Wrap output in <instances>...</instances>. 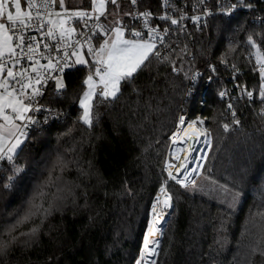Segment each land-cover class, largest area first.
<instances>
[{"label": "trees", "instance_id": "1", "mask_svg": "<svg viewBox=\"0 0 264 264\" xmlns=\"http://www.w3.org/2000/svg\"><path fill=\"white\" fill-rule=\"evenodd\" d=\"M249 35L264 51V21L212 15L194 32L191 58L178 51L153 56L115 98L94 97L91 125L79 120L87 68L65 72V89L50 90L46 99L64 116L33 129L14 160L0 166V240L7 243L0 264H135L151 200L165 181L172 206L156 264H264V99ZM209 58L235 66L255 94L233 103L239 125L228 131L227 105L217 95L221 83H230L227 69L218 67L202 104L200 90L181 104L186 73L202 67L204 82ZM187 108L190 117L206 116L211 142L195 185L185 188L168 180L164 162L168 136ZM15 166L24 170L4 189ZM236 192L241 196L229 207ZM30 203L41 211L8 243V229ZM33 228L34 235H20Z\"/></svg>", "mask_w": 264, "mask_h": 264}, {"label": "snow or ice", "instance_id": "2", "mask_svg": "<svg viewBox=\"0 0 264 264\" xmlns=\"http://www.w3.org/2000/svg\"><path fill=\"white\" fill-rule=\"evenodd\" d=\"M51 0H43L41 7L47 9ZM109 0H92V12L87 11H77L70 14V17L91 18L93 14L99 13L100 15L104 14V9L106 3ZM113 5L117 4V0H110ZM133 4L137 3V0H131ZM203 3V0H200ZM59 6L64 8V0H58ZM167 4V0H165ZM251 7V5H248ZM36 4L34 0H28L29 11L25 12L21 8V0H0V60L5 56L9 57L15 56V49L20 47L24 42L23 30L30 26V22L35 20L41 21V27L45 26V23L48 26V36H53L54 31L59 29L61 31V36L64 35L66 29H64L65 21L61 19V13H51L48 12L47 20L45 21L43 13L39 10L36 12V16L33 17L31 14V9L35 8ZM236 5L232 4L227 8L223 15H230L236 9ZM12 9L15 11L13 12ZM208 13L205 12V15ZM55 15V18H53ZM137 15L144 18L147 22L148 18L152 16L151 10L140 12ZM6 17V20H5ZM99 17H97L98 19ZM183 15L180 19H183ZM162 20H171V24L175 25L179 23L178 19H172L167 15L161 16ZM193 21H198L199 16H193ZM18 25L20 26L18 28ZM98 27H103L98 25ZM147 27V23H145ZM74 31V29L72 30ZM114 33V37L109 41L105 40L99 45V48L94 50L90 47L89 52L92 53L95 57V71L89 70L88 75L83 81V84L87 86L86 90L80 96L79 106L83 109V114L79 117L83 123L91 125L93 122V107L95 104L94 97L101 96L105 99L112 97L115 98L121 90L122 82L128 81L134 77V74L140 70L146 62H148L153 56L159 58L160 53L156 51V40H157V29H149L147 39H125L124 30L122 27H115L111 29ZM168 29H164L165 34ZM134 37H141V33L136 31L133 33ZM15 38V40H14ZM32 39H35L33 37ZM247 42L256 49V58L259 67V75L261 78L260 84V96L264 99V51H261V48L257 46L252 35L248 36ZM160 43H163V37H160ZM47 47V45H44ZM34 51L31 46L29 47V52ZM234 51V49H230ZM75 54V53H74ZM31 58V57H29ZM222 63L226 62L223 58ZM16 63H19L17 60ZM88 63L83 58L78 57L76 64L83 65ZM44 67V66H41ZM49 68H55V65L52 64V61H49ZM70 67L67 63L64 67L60 68V72H64L65 68ZM235 67V66H233ZM215 69H213L214 71ZM5 71V65L3 62H0V73ZM33 72H37L36 68L32 69ZM20 76L19 80H16V84L12 85L9 83L10 79H16L17 76ZM39 76V72H37ZM193 81L195 76L192 77ZM41 82H46L43 77L35 80V84L39 85ZM31 77H27L26 73H16L12 68H7V76L0 77V160L5 157L9 161H13L15 155L18 153V150H22V145L24 141L21 140L22 136H27L28 133L23 130L27 127L28 123H35L28 113L33 111L32 102L37 95H40L39 88L34 86ZM66 84L61 79H56V89L63 90L65 89ZM28 89H31V94L28 93ZM221 97L225 95V92L221 91L219 93ZM246 95L248 97L253 96L252 91H247ZM229 109L232 108V105H228ZM233 116L235 113L233 112ZM17 121H27L23 126L18 124ZM204 121L200 118L191 121L187 125V129L184 130V135L190 139H193L195 143V138L200 136L201 133L197 130L196 125L202 124ZM186 123L184 116L179 118L178 131L173 133L172 140L173 144L177 142V139L180 138L181 128ZM239 123V121H235ZM223 128L225 131L229 130V125L224 124ZM205 142L210 144V133L205 130L203 133ZM5 141L10 142V146L5 144ZM182 151V150H181ZM190 151V150H189ZM189 158L188 155L184 156V161H187ZM177 160L180 157L177 155ZM173 165L166 164V170L168 171V180H173L181 187L187 188L189 183L193 186L196 181L192 179L193 173L199 174L196 169H193L192 172H189L186 163L181 162L179 167L175 168V172L180 175L173 174ZM202 165H197V169L201 168ZM183 169V172H181ZM23 167L15 166L12 171L13 175L9 176L8 182L4 183L2 187L4 189H10L12 187V181L16 178L18 174L23 172ZM167 181H165L160 187V194L156 197L155 202L152 205L151 209V219L148 222L147 230L144 233L143 237V246L141 248L140 256L136 259L135 264H145V257L148 255H155L158 250L159 245V236L162 235L160 228L161 220L164 219V209L171 207V196L167 195L166 188ZM164 197L161 199V197ZM241 196L240 192L233 194V202L229 207L235 205L239 197ZM41 211L40 207L34 203H30L28 209L25 212V215L17 219L14 225H11L8 229V236L10 240L8 243L15 241L17 237L13 235V232L19 225L25 223L37 212ZM45 212L47 210H44ZM259 215L264 216V213H259ZM37 231V228H33L29 233H21V236L24 235H34ZM7 248V243L3 240H0V251H3ZM151 264H156L155 261H152Z\"/></svg>", "mask_w": 264, "mask_h": 264}, {"label": "built area", "instance_id": "3", "mask_svg": "<svg viewBox=\"0 0 264 264\" xmlns=\"http://www.w3.org/2000/svg\"><path fill=\"white\" fill-rule=\"evenodd\" d=\"M43 0H34L36 7L31 9V14L33 17L36 16L37 10L43 13L45 21L47 20L48 12L54 13L57 10H61L58 0H51L49 7L47 9L41 7ZM22 5L27 11L28 0H21ZM232 4L237 7L234 12L230 15H223L222 13L227 10ZM248 5H251L249 7ZM264 8V0H137L136 4H133L131 0H117V4L113 5L110 0L106 3V7L103 10L104 14L100 15L96 13L92 15L91 18H77L70 17V14L64 20V29H66L63 36H61V31L59 29L54 31L53 36H48V26L41 27L40 20H33L30 22V26L23 30L24 42L20 47L15 49L16 55L9 57L5 56L0 60L5 65V69L12 68L16 73H26L27 77H31L33 83L36 79L41 77L46 80V82H41L39 85L34 83V86L39 88L40 95H37L33 102V111L28 113L35 121V123H28L24 131L31 133L33 129L39 128L41 126L47 125L53 121L59 120L64 116V112L58 111L54 106L46 102L47 95L50 90L58 92L56 89V79H61L64 82L63 76L65 72L73 68L76 64L73 59V55L77 51L84 52L88 57V63L86 64L87 74L89 70L95 71V57L89 52L91 47L94 50L98 49L100 42L102 41L105 34H107L111 29L115 27H122L124 30V35L133 39H147L149 29H157V40H156V51L160 53L161 58H169L172 51H178L188 58L193 56V44H194V32L200 29L202 26L206 25L211 16L214 14H222L225 18L234 16L235 14H246L250 21L252 22H262L264 21V14L262 9ZM151 10L152 16L148 18L145 22L144 18L137 15L140 12ZM205 12L208 14L205 15ZM167 15L172 19H178V24H171V20H162L161 16ZM183 15V19L180 17ZM193 16H199L198 21H193ZM97 17H99L97 19ZM111 20L113 24L109 22ZM147 23V27H145ZM102 25L103 27H98ZM20 26L18 25V28ZM168 29L165 34L164 29ZM74 29V31H72ZM139 31L141 37H134L133 33ZM35 37V39H32ZM160 37H163V43H160ZM101 39V41H100ZM15 40V38H14ZM232 41V38L230 39ZM44 45H47L45 47ZM34 49V51L29 52V47ZM250 56L255 60V65L259 70L260 65L257 63L256 49L252 48L249 53ZM31 57V58H29ZM19 63H16V61ZM55 65V68H49V61ZM222 59L213 60L209 58L206 62V70L209 73L206 76L205 81L202 82L204 70L202 67H194L186 73L187 78V88L183 95V100L181 104H186V102L198 94L200 90V103L202 104L205 100V87L210 82L212 76H216L218 72V67H222L230 71V83H221L218 86L217 95L218 98L224 100L228 109V122L226 124L229 127H237L239 123L238 118L233 116V107L229 109L228 105L238 100L239 98L245 97L247 100L254 98L255 94L252 90L248 89L244 83H240L238 76L239 71L235 69L232 64L227 61L222 63ZM70 65V67L65 68L64 72H60L59 69L64 67L65 64ZM44 66V67H41ZM36 68L39 72H33L32 69ZM175 70L179 67L175 66ZM213 69H215L213 71ZM195 76L193 81L192 77ZM18 75L16 79H10L9 83L12 85L16 84V80H19ZM203 87L199 89V86ZM31 94V89L27 90ZM60 91V90H59ZM223 91L225 95L221 97L219 93ZM247 91H252L253 96L250 98L246 95ZM189 108H187L183 113L178 115L184 116L186 120L201 118L206 120V116H201L197 114L194 117L188 115ZM178 118L175 127L178 123ZM27 123V121H18V124L22 126ZM198 125H203L198 124ZM27 135V136H28ZM24 136V137H27ZM169 141L171 144L170 135ZM3 162L11 163L12 161L4 159L0 160V166Z\"/></svg>", "mask_w": 264, "mask_h": 264}, {"label": "bare ground", "instance_id": "4", "mask_svg": "<svg viewBox=\"0 0 264 264\" xmlns=\"http://www.w3.org/2000/svg\"><path fill=\"white\" fill-rule=\"evenodd\" d=\"M179 118H178V123H177L175 129L170 134V139H171L170 152H171V155H172L171 149L173 147H177L174 150V152H173V156H174L176 162L174 161V159L173 160H171V159H166L165 160V166H166V164H172L174 166L173 169H172L174 175H180L179 173H176L175 172V168L176 167H179V164L181 162H185L186 163V166H187L189 172H192L193 169H196L197 168V165H198L197 164V161L200 160V159L201 160H204V158L206 156L207 149H208V148H206V146L207 147L209 146V143H206L205 142V138L203 136V133L205 131V128L202 125L201 126L198 125V124L196 125V128L201 133V135L195 138V143L193 142V139H190V138H188L187 136L184 135V130L187 129L188 123H190L191 121L197 119V118H195V119H188V120H186L185 117L184 118H185L186 123L181 128H179V131H180V134H181L180 135V138H178L177 139V142L175 144H173L172 136H173V133L174 132H177L178 131ZM203 142H204L203 148H206V149H205V151L203 150L204 151V154H201L200 145ZM177 155L180 157L179 160L176 159ZM185 155H188L189 156V158L187 159V161H184V156ZM181 172H183V169H181ZM167 173H168V171H167ZM160 187L161 186L158 187V189H157V191H156V193L153 196V199L151 201L150 210H149L150 211V215H149V218H148V222L152 218L151 217L152 205L155 202L156 197L160 194ZM167 195L171 196V194L168 191V189H167ZM163 198L164 197L162 196L161 199H163ZM171 205H172V200H171ZM170 209H171V207H168V208L164 209V219H162L161 220V223H160L161 231H162V228H163L164 221H165V219H166V217H167ZM147 226H148V223H147ZM147 226H146L145 231L147 230ZM145 231H144V233H145ZM143 237H144V234H143ZM160 238H161V236H159L158 239L160 240ZM142 246H143V238H142L141 248H142ZM140 251H141V249H140ZM155 256H156V254L155 255H148V256H146L145 257V264H151V262L154 260Z\"/></svg>", "mask_w": 264, "mask_h": 264}, {"label": "rangeland", "instance_id": "5", "mask_svg": "<svg viewBox=\"0 0 264 264\" xmlns=\"http://www.w3.org/2000/svg\"><path fill=\"white\" fill-rule=\"evenodd\" d=\"M78 2H79V0H64V8L62 9L61 8V10H57V11H55L53 14H55V13H61V19H63V20H65L66 19V17H68V15L70 14V13H73V12H77V11H82L81 9H80V7L79 6H77V4H78ZM21 8H22V10L23 11H25L26 12V9H25V7H23V5H22V3H21ZM53 18H55V15H54V17ZM109 22L111 23V24H113V22L111 21V20H109ZM112 39V36L111 35H108L107 37H106V40H111ZM78 57H80V58H83L84 60H86L87 62L89 61L88 60V57H87V55L84 53V52H82V51H77V52H75V54L73 55V59H74V62L76 63V61H77V58ZM87 64V63H86ZM77 65H79V64H77ZM84 65V64H83ZM86 88H87V86L85 85V87H84V90H83V92L86 90ZM260 91V90H259ZM83 94V93H82ZM81 94V95H82ZM80 99V98H79ZM83 114V109H82V112H81V115ZM204 122H203V127L205 128V130H207L209 133H210V131H209V129L206 127V125H205V120H203ZM210 142H211V136H210ZM203 145H204V142L200 145V148H201V154H204V151H205V149L206 148H209V146L207 147L206 146V148H203ZM210 145V144H209ZM170 146H171V144H170V141H169V144H168V147H167V151H166V156H165V160L166 159H171V160H173L174 159V161L176 162V160H175V158H174V156H173V152H174V150L177 148V147H173L172 149H171V151H172V155H171V152H170ZM199 148V149H200ZM204 150V151H203ZM207 151H208V149H207ZM206 154H207V152H206ZM205 158H206V156H205ZM205 158H204V160H205ZM204 160H198L197 161V164H199V165H203V163H204ZM202 168H203V166H202ZM202 168H199V169H197L196 168V170L199 172V174H201V172H202ZM164 169H165V171L167 172V170H166V166H165V162H164ZM198 174V175H199ZM197 174H195V173H193V176H192V179H195L197 176H198ZM167 176H168V173H167ZM167 188V187H166ZM169 191V190H168ZM153 199V198H152ZM232 199H233V197H232ZM152 201V200H151ZM230 202V204H232V202H233V200H231V201H229ZM149 210H150V207H149ZM148 210V217H147V220H146V226H147V223H148V218H149V215H150V211ZM146 228V227H145ZM162 230H163V228H162ZM159 243H160V240H159ZM158 247H159V245H158ZM140 249H139V253H138V256H137V258H139V256H140ZM157 252H158V250H157ZM156 256H157V253H156ZM136 258V259H137ZM156 258V257H155ZM153 261H155V260H153Z\"/></svg>", "mask_w": 264, "mask_h": 264}, {"label": "crops", "instance_id": "6", "mask_svg": "<svg viewBox=\"0 0 264 264\" xmlns=\"http://www.w3.org/2000/svg\"><path fill=\"white\" fill-rule=\"evenodd\" d=\"M77 6H79V5H77ZM23 7H24V6H23ZM79 7H80V9H81L82 11H87V12L91 13V12H92V0H90V4H89V6H84V5L82 6V5H80ZM12 11L14 12L15 10L12 9ZM26 12H27V10H26ZM95 14H96V13H95ZM95 14H93V15H95ZM5 20H6V17H5ZM108 35H111L112 38L114 37V33H113L112 31H109L107 34H105V36L103 37V39H102V41L100 42V44L103 43V42L106 40V37H107ZM124 38H125V39H129V40L133 39V38H130V37L126 36V35H124ZM98 48H99V47H98ZM75 64H76V63H75ZM76 65H77V64H76ZM84 65L86 66V64H84ZM87 75H88V74H87ZM6 76H7V70L5 69V71H4L3 73H0V77H6ZM17 123H18V121H17ZM24 139H25V137L22 136V137H21V140L24 141ZM5 144L10 146V142H9V141H5Z\"/></svg>", "mask_w": 264, "mask_h": 264}, {"label": "water", "instance_id": "7", "mask_svg": "<svg viewBox=\"0 0 264 264\" xmlns=\"http://www.w3.org/2000/svg\"><path fill=\"white\" fill-rule=\"evenodd\" d=\"M172 206V205H171Z\"/></svg>", "mask_w": 264, "mask_h": 264}]
</instances>
